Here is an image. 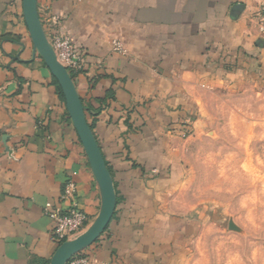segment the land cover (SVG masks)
Returning <instances> with one entry per match:
<instances>
[{"label":"crops","instance_id":"obj_1","mask_svg":"<svg viewBox=\"0 0 264 264\" xmlns=\"http://www.w3.org/2000/svg\"><path fill=\"white\" fill-rule=\"evenodd\" d=\"M262 0H37L46 37L83 57L72 78L116 207L91 264H187L196 225L177 205L183 142L215 91L264 103ZM119 44L121 51L115 50ZM19 2L0 0V264H49L47 210L73 183L90 223L100 193Z\"/></svg>","mask_w":264,"mask_h":264},{"label":"rangeland","instance_id":"obj_2","mask_svg":"<svg viewBox=\"0 0 264 264\" xmlns=\"http://www.w3.org/2000/svg\"><path fill=\"white\" fill-rule=\"evenodd\" d=\"M205 110L181 147L177 205L196 225L186 263L264 264V103L215 91Z\"/></svg>","mask_w":264,"mask_h":264},{"label":"water","instance_id":"obj_3","mask_svg":"<svg viewBox=\"0 0 264 264\" xmlns=\"http://www.w3.org/2000/svg\"><path fill=\"white\" fill-rule=\"evenodd\" d=\"M21 9L33 45V52L37 53L42 59L61 90L68 116L88 159L100 193L101 204L97 217L83 233L61 243L49 261V264H67L74 256L93 245L105 232L115 211L116 195L112 177L95 136L87 123L85 109L77 94L73 80L66 69L58 62L47 40L38 15L37 0H22ZM229 229L237 230L232 223L229 224Z\"/></svg>","mask_w":264,"mask_h":264},{"label":"built area","instance_id":"obj_4","mask_svg":"<svg viewBox=\"0 0 264 264\" xmlns=\"http://www.w3.org/2000/svg\"><path fill=\"white\" fill-rule=\"evenodd\" d=\"M19 2L22 0H13ZM258 32L264 37V0L258 6L256 12ZM58 62L66 69L71 78L80 75L84 69L83 57L71 41L58 33H53L47 38ZM115 50L121 51L119 44H115ZM76 188L73 183L65 185L60 200L66 203V207L57 210H47L45 215L53 222V238L56 244L71 240L83 233L89 226L87 215L79 208L75 198ZM67 264H91L85 251L70 259Z\"/></svg>","mask_w":264,"mask_h":264},{"label":"trees","instance_id":"obj_5","mask_svg":"<svg viewBox=\"0 0 264 264\" xmlns=\"http://www.w3.org/2000/svg\"><path fill=\"white\" fill-rule=\"evenodd\" d=\"M54 83H55V85H56V89H57V93H58V95H59V97L64 101V98H63V95H62V93H61V90H60V88H59V86H58V84H57V82L54 80ZM89 127H90V129H92V127L89 125ZM61 244V243H60ZM60 244H58L57 245V247L60 245Z\"/></svg>","mask_w":264,"mask_h":264}]
</instances>
